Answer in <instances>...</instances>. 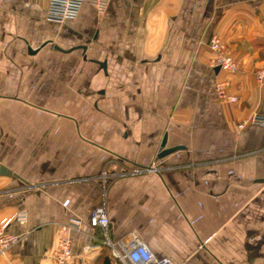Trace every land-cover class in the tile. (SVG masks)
Masks as SVG:
<instances>
[{
    "label": "crops",
    "instance_id": "1",
    "mask_svg": "<svg viewBox=\"0 0 264 264\" xmlns=\"http://www.w3.org/2000/svg\"><path fill=\"white\" fill-rule=\"evenodd\" d=\"M47 3L0 0V220L27 213L0 264H55L71 219L78 254L101 239L88 221L103 201L115 243L135 233L171 264H264V121H246L264 117V0H109L63 23ZM212 36L234 73L210 66ZM163 139L178 148L158 156ZM103 170L125 174L102 183Z\"/></svg>",
    "mask_w": 264,
    "mask_h": 264
},
{
    "label": "built area",
    "instance_id": "2",
    "mask_svg": "<svg viewBox=\"0 0 264 264\" xmlns=\"http://www.w3.org/2000/svg\"><path fill=\"white\" fill-rule=\"evenodd\" d=\"M87 3L97 12L106 9L109 0H48L46 19L49 21L63 23L66 20L75 19L81 6ZM209 49L214 53L210 62L212 68H218L220 71L234 73L237 70V64L233 57L226 51L223 42L217 36H212L208 43ZM254 78L258 85L264 86V65L254 72ZM228 81L221 80L215 83V91L219 99L235 102L237 98L226 93ZM247 122L262 123L264 117L254 114ZM244 122L240 125L242 126ZM124 173H108L103 170L100 179L102 183L116 175ZM27 213H15L11 217L0 220V256L4 255L19 240L20 236L8 231L9 223L15 219L25 221ZM89 226L93 229H99L101 239L96 241L92 234H85L84 243L78 254L72 249V234L80 230L81 221L71 219L59 226L57 233L56 246L50 254V258L55 264H68L75 257L81 264H86L88 256L93 250L99 247L105 248L113 264H171L168 258H157L150 251L145 242H143L135 233L130 234L128 242L112 241L108 235L109 217L105 202L95 206L90 213Z\"/></svg>",
    "mask_w": 264,
    "mask_h": 264
},
{
    "label": "water",
    "instance_id": "3",
    "mask_svg": "<svg viewBox=\"0 0 264 264\" xmlns=\"http://www.w3.org/2000/svg\"><path fill=\"white\" fill-rule=\"evenodd\" d=\"M216 70H218V68H216ZM164 145H165V139H163V141L161 143L160 150L158 152V156H163V155L170 153V152H172L178 148V147H174V148L164 149ZM1 171L4 172L6 170L2 167ZM7 173L11 174L10 172H7Z\"/></svg>",
    "mask_w": 264,
    "mask_h": 264
},
{
    "label": "trees",
    "instance_id": "4",
    "mask_svg": "<svg viewBox=\"0 0 264 264\" xmlns=\"http://www.w3.org/2000/svg\"><path fill=\"white\" fill-rule=\"evenodd\" d=\"M111 260L109 257L105 258L104 263L103 264H110Z\"/></svg>",
    "mask_w": 264,
    "mask_h": 264
},
{
    "label": "rangeland",
    "instance_id": "5",
    "mask_svg": "<svg viewBox=\"0 0 264 264\" xmlns=\"http://www.w3.org/2000/svg\"><path fill=\"white\" fill-rule=\"evenodd\" d=\"M228 52V51H227ZM214 54V53H213ZM236 62V61H235ZM237 64V63H236ZM238 68V67H237ZM237 71V70H236Z\"/></svg>",
    "mask_w": 264,
    "mask_h": 264
}]
</instances>
